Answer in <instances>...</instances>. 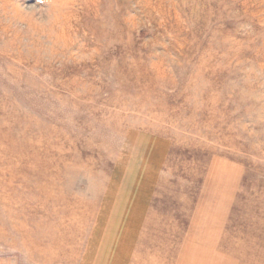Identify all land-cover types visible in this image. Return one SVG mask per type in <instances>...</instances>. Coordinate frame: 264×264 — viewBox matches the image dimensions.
Masks as SVG:
<instances>
[{"label": "rangeland", "instance_id": "374dc122", "mask_svg": "<svg viewBox=\"0 0 264 264\" xmlns=\"http://www.w3.org/2000/svg\"><path fill=\"white\" fill-rule=\"evenodd\" d=\"M0 264H264V0H0Z\"/></svg>", "mask_w": 264, "mask_h": 264}]
</instances>
